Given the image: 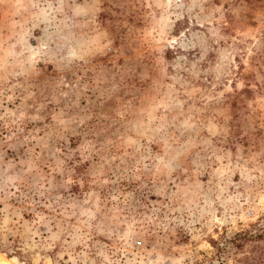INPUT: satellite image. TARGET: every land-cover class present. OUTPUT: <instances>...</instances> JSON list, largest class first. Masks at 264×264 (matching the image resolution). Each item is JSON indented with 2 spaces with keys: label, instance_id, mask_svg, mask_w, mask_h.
<instances>
[{
  "label": "rangeland",
  "instance_id": "rangeland-1",
  "mask_svg": "<svg viewBox=\"0 0 264 264\" xmlns=\"http://www.w3.org/2000/svg\"><path fill=\"white\" fill-rule=\"evenodd\" d=\"M0 255L264 258V0H0Z\"/></svg>",
  "mask_w": 264,
  "mask_h": 264
},
{
  "label": "trees",
  "instance_id": "trees-1",
  "mask_svg": "<svg viewBox=\"0 0 264 264\" xmlns=\"http://www.w3.org/2000/svg\"><path fill=\"white\" fill-rule=\"evenodd\" d=\"M260 234H252L249 232V230H243L241 232H238L235 234L230 239H226L224 241V245H220L219 240H211L212 246L216 249L217 251V257L218 259H221L222 257H226L229 255L231 252H237L239 248L242 247L243 242L247 240H253L254 238L260 237ZM229 243V244H227ZM256 264H264V258H260L259 260L255 261Z\"/></svg>",
  "mask_w": 264,
  "mask_h": 264
},
{
  "label": "bare ground",
  "instance_id": "bare-ground-1",
  "mask_svg": "<svg viewBox=\"0 0 264 264\" xmlns=\"http://www.w3.org/2000/svg\"><path fill=\"white\" fill-rule=\"evenodd\" d=\"M13 259H9L4 257L3 255H0V264H12Z\"/></svg>",
  "mask_w": 264,
  "mask_h": 264
}]
</instances>
